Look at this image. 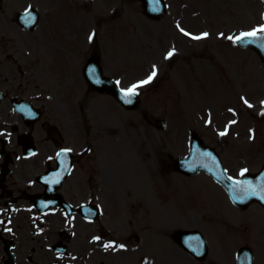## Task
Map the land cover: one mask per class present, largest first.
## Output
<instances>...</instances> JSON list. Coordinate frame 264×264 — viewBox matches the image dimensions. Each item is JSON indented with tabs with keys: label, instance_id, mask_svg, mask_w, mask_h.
Returning a JSON list of instances; mask_svg holds the SVG:
<instances>
[{
	"label": "rangeland",
	"instance_id": "obj_1",
	"mask_svg": "<svg viewBox=\"0 0 264 264\" xmlns=\"http://www.w3.org/2000/svg\"><path fill=\"white\" fill-rule=\"evenodd\" d=\"M54 1L58 16L53 21L47 14L46 4ZM121 1L96 0L87 5L86 12H80L84 0H22V6L33 3L41 9L43 19L39 29H59L57 25H63L64 19L69 17L73 21L66 23L67 27L120 29L127 35L133 30L135 54L131 66L140 70L148 58L149 67L145 72L135 69L123 83L136 84L149 76L154 66L157 74L143 89L144 101L140 109L128 113L115 110V139L119 143V155L122 153L120 164L129 171V186L138 189L140 175L131 177L132 172L140 171L138 161L144 144L150 160L158 161L154 162V167L150 166L151 197L157 198L159 189L164 188L167 211L173 213L178 209L183 218L192 221L193 210L187 208L191 207L187 204L189 195L193 207L206 206L215 210L210 215L215 224H219V218L230 221L231 214L237 211L225 193L206 175L197 177L194 182L181 175L180 180L175 178L170 174V170L176 173L171 157L187 152L190 128L198 130L208 143L223 151L229 142L233 147L247 143L246 148L251 149L255 143L250 142L252 137L259 139L260 148L264 149V119L261 117L264 65L254 52L240 51L223 41L227 35L234 36L264 25V0H168L169 12L159 21L141 14L140 0H124L132 13L125 8L118 12ZM79 16L84 20L81 24ZM180 29L192 33L185 35ZM203 33L208 35L193 39ZM169 51L174 54L166 58ZM243 98L249 103H244ZM162 119L167 121L165 129L157 128ZM221 132L227 134L221 136ZM164 155L167 179L163 183L157 182V176L160 156L162 159ZM224 155L232 163L231 152L226 151ZM262 156L263 153H258L257 161ZM193 220L197 225L201 222L199 215ZM186 223L182 219V224ZM227 231L231 238L238 236L234 228H227ZM209 233L214 239L211 238L214 249H217L215 241L229 254L228 241L211 226Z\"/></svg>",
	"mask_w": 264,
	"mask_h": 264
},
{
	"label": "flooded vegetation",
	"instance_id": "obj_2",
	"mask_svg": "<svg viewBox=\"0 0 264 264\" xmlns=\"http://www.w3.org/2000/svg\"><path fill=\"white\" fill-rule=\"evenodd\" d=\"M7 21V1L0 0V24L5 26ZM35 38L32 34L25 35L21 29H0V181L8 171L4 181L0 182V264H8L4 256L6 251L10 254L11 264H127L119 259V250L110 247L104 253L98 243L92 241V236L87 237L79 231V219L46 236L33 234L29 224L16 219L20 210L34 204L30 195L42 192L43 186L38 182L42 161L51 164L58 150L56 140L48 133V128L53 125V117L47 116L48 101L55 102L66 114L65 125L70 130L77 127L78 121L69 110L67 100L60 98L72 92L70 83L76 92L79 53L73 52L75 47L71 45L64 52V47L57 42L46 44H52L50 52L39 49ZM56 54L59 58L72 54L71 58H64L69 81L59 80L57 85H50L52 96L41 99L36 82L40 76L50 82L47 64L49 57ZM40 66L43 67L40 69ZM23 97L32 101L33 110L41 111L40 119L24 118L22 107L13 104L14 98ZM31 145L36 146L35 154L26 152ZM63 191L71 192L70 189Z\"/></svg>",
	"mask_w": 264,
	"mask_h": 264
},
{
	"label": "snow or ice",
	"instance_id": "obj_3",
	"mask_svg": "<svg viewBox=\"0 0 264 264\" xmlns=\"http://www.w3.org/2000/svg\"><path fill=\"white\" fill-rule=\"evenodd\" d=\"M25 15L28 16L30 23L35 20V16L31 13L30 10L26 11ZM184 34L185 35H189L186 32ZM207 35H208L207 33H204V34H202L201 37H193V39H201L203 37H206ZM258 36L259 37H264V25L258 26L256 29H253L252 31L243 32V33H241L239 36H237L235 38H233L232 36H229L227 38L229 40H235L236 42H244L246 40V38H257ZM92 39H93V37L90 35L89 36V40L91 41ZM248 42H250V43L251 42H255V39L248 40ZM173 54H174L173 51H169L167 53L166 58H170ZM156 74L157 73H156L155 66H154L153 67V71L147 77V79L139 81L136 84L131 85L127 89L122 90L123 91V96L125 97V102L126 103H131V100L128 99V98L137 95V89L143 87L144 85L149 84L153 80V78L156 76ZM94 75L95 74L93 73V76ZM117 83L119 84V81H117ZM245 103H247V101H245ZM248 106L251 107L250 104ZM233 123H234V121H233ZM226 134H227L226 132H221L220 133L221 136L226 135ZM57 155L59 156L61 154L58 153ZM246 171L247 170H242L240 175L243 176ZM235 183H236L237 186H239V184H240L239 181H236ZM250 194L251 195H258L261 200H264V195H260L259 193H257L255 188L251 189V193ZM96 239H99V237H97ZM110 247H113V245L112 244H106L105 245V248H110ZM120 247H123V245H121Z\"/></svg>",
	"mask_w": 264,
	"mask_h": 264
}]
</instances>
